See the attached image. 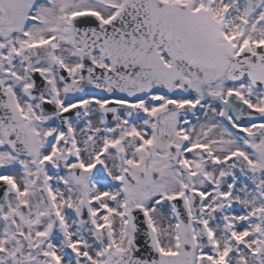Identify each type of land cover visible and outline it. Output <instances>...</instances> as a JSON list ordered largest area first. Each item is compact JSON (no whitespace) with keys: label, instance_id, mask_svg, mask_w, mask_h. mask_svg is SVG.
Instances as JSON below:
<instances>
[{"label":"snow or ice","instance_id":"obj_1","mask_svg":"<svg viewBox=\"0 0 264 264\" xmlns=\"http://www.w3.org/2000/svg\"><path fill=\"white\" fill-rule=\"evenodd\" d=\"M0 264H264V0H0Z\"/></svg>","mask_w":264,"mask_h":264}]
</instances>
